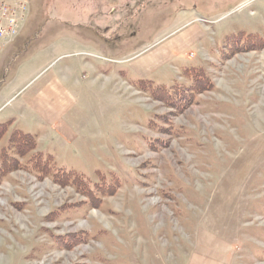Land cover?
<instances>
[{
	"label": "rangeland",
	"instance_id": "374dc122",
	"mask_svg": "<svg viewBox=\"0 0 264 264\" xmlns=\"http://www.w3.org/2000/svg\"><path fill=\"white\" fill-rule=\"evenodd\" d=\"M26 4L0 55V149L20 131L56 168L120 186L88 207L48 178L2 176L0 264H264V47L222 55L240 33L264 35V0ZM191 22L200 40L147 62ZM198 66L213 87L179 114L133 85ZM75 232L87 242L54 246Z\"/></svg>",
	"mask_w": 264,
	"mask_h": 264
},
{
	"label": "trees",
	"instance_id": "16d2710c",
	"mask_svg": "<svg viewBox=\"0 0 264 264\" xmlns=\"http://www.w3.org/2000/svg\"><path fill=\"white\" fill-rule=\"evenodd\" d=\"M242 36L245 37L244 44L240 43V39L243 38ZM236 37V40L231 38L230 43L226 46L225 51L227 53H223L222 55L224 57L226 55L228 56L224 59L239 51H259L264 47V35L262 37L258 35L245 36L240 33ZM133 85L140 93L146 94L152 100L162 103L178 114L187 109L194 102L197 95L209 91L213 87V84L208 78V74L201 66L182 68L179 72L178 79L173 80L168 86H152L149 81L145 80L134 82ZM147 127L153 129L155 123L149 124L148 122ZM6 130L7 124H0V140L4 136V133H6ZM11 149H14L15 154L19 157H24L29 154L30 156H28V160L24 164H20L12 156L14 154H10ZM0 160L2 161L0 179L11 171L23 170L41 180L48 178L60 187L69 186L74 188L77 193H80L89 200L87 203L88 207H94L104 197L113 196L120 186V182L114 174L110 175L109 180H105L97 172L99 179L93 181L75 171L56 168L51 156L45 157L41 152H37L35 137L20 131H15L11 134L5 146L0 149ZM56 215H59L58 212ZM87 236L86 232H75L63 236L51 235V238L57 249H63V247H74L86 243L88 240Z\"/></svg>",
	"mask_w": 264,
	"mask_h": 264
},
{
	"label": "crops",
	"instance_id": "0c3cea01",
	"mask_svg": "<svg viewBox=\"0 0 264 264\" xmlns=\"http://www.w3.org/2000/svg\"><path fill=\"white\" fill-rule=\"evenodd\" d=\"M192 23V24H191ZM186 25L184 28L180 30L174 31L170 35H168L165 41L162 43H157L156 47L153 52H151V56L147 62L150 64H155V60L164 59L169 55H176L183 54L185 49L191 45L192 43H196L195 40H200L201 30L195 26H192L194 22ZM162 44H168L169 46L165 49L158 50L155 53V49H158ZM170 45H173V48H170Z\"/></svg>",
	"mask_w": 264,
	"mask_h": 264
},
{
	"label": "built area",
	"instance_id": "2783aa9c",
	"mask_svg": "<svg viewBox=\"0 0 264 264\" xmlns=\"http://www.w3.org/2000/svg\"><path fill=\"white\" fill-rule=\"evenodd\" d=\"M17 2V5L0 7V55L6 48L8 40L17 34L16 25L24 22L27 13L26 0H9ZM9 5V4H8Z\"/></svg>",
	"mask_w": 264,
	"mask_h": 264
},
{
	"label": "flooded vegetation",
	"instance_id": "af4514ba",
	"mask_svg": "<svg viewBox=\"0 0 264 264\" xmlns=\"http://www.w3.org/2000/svg\"><path fill=\"white\" fill-rule=\"evenodd\" d=\"M29 2V1H28ZM193 5H195L194 3H192V6ZM180 7H182V8H185V6L184 5H179ZM194 8L196 7V6H193ZM28 12H29V4H28ZM201 21H202V19H201ZM29 42L31 43L32 42V39H30L28 42H26V45L27 44H29ZM11 60H13V58L11 59ZM9 67V62H8V64L6 65V69ZM6 69H4V71H3V73L6 71Z\"/></svg>",
	"mask_w": 264,
	"mask_h": 264
}]
</instances>
